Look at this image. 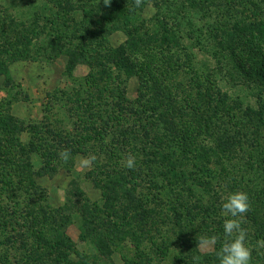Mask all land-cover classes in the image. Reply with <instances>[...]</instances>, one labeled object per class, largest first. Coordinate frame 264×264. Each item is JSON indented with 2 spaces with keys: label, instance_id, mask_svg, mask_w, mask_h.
Listing matches in <instances>:
<instances>
[{
  "label": "trees",
  "instance_id": "trees-1",
  "mask_svg": "<svg viewBox=\"0 0 264 264\" xmlns=\"http://www.w3.org/2000/svg\"><path fill=\"white\" fill-rule=\"evenodd\" d=\"M96 1L100 0L76 5L73 0H46L43 22L40 18L18 26L10 21L8 31L0 30L2 46L8 50L5 66L0 62V77L8 78L10 62L30 59V51L21 48L42 41L39 36L47 30L52 37L47 46L51 59L64 54L70 64L98 67L87 77L86 88L49 98L41 125L25 127L10 114L8 104L0 103V264L17 257L19 264H42L38 252L47 247L57 250L58 264H80L70 259L75 245L66 235L62 210L48 203L46 209H35L21 201L26 194L37 200L45 195L48 202L37 179L58 175L77 155L92 160L94 167L86 178L102 199L101 205H94L82 192L75 193L85 203L81 239L93 238L109 264H116L112 255L121 245L125 251L121 264H164L168 259L174 264H200L197 240L211 235L218 240L206 264H218L225 219L221 199L233 191L248 194L242 227L252 250L250 264L262 261L264 246L258 242H264V0H243L248 10L244 19L219 21L212 37H207L197 12L209 13L212 0H150L160 9L155 34L128 24L126 18L134 22L143 12L146 4L141 0V6L135 0H111L107 6ZM76 13L83 15L81 20ZM103 15L113 18L106 21ZM196 20L200 26L192 29L203 28V35L195 39L187 25ZM117 25L124 26L127 40L113 47L108 38ZM209 39L215 44L214 64L201 67L196 48L206 46ZM223 70L236 85L256 94V109L246 110L218 89L217 77ZM114 71L126 78L115 84ZM132 76L139 80L138 98L128 104L125 83ZM180 78L187 79L184 99L179 96L184 87ZM154 81H161L158 86L166 93H151ZM165 103L175 105L173 116L164 118ZM26 132L29 141L23 140ZM210 143L213 148L202 147ZM129 155L135 157L131 169L126 167ZM213 158L228 164L218 169ZM155 192L168 198L160 200L161 193L156 197Z\"/></svg>",
  "mask_w": 264,
  "mask_h": 264
},
{
  "label": "rangeland",
  "instance_id": "rangeland-1",
  "mask_svg": "<svg viewBox=\"0 0 264 264\" xmlns=\"http://www.w3.org/2000/svg\"><path fill=\"white\" fill-rule=\"evenodd\" d=\"M73 1L77 5L81 2L83 3L84 1V3H87L88 0ZM141 1L146 4L143 12L138 13L134 22L133 19L126 18L128 20V24L135 26L140 32L145 31L148 34H155L159 30L158 22L156 21L160 19H157L160 9L156 8L150 0ZM100 2L105 5L104 0L96 1L94 3L98 4ZM226 2H228V6H226ZM139 5L141 6L143 4ZM211 5L214 7L212 10H209V13L202 10L197 11L199 16H202L205 28L208 29L207 32L205 31L207 37H212L217 34L219 21L226 22L228 20L230 22H238L244 19L245 12L246 14L248 13V10L243 8V0H224V3L223 0H212ZM47 6L48 4L46 0H0V30L7 29L8 31L10 21L17 23L18 26L23 25L25 22L34 23L36 19L40 18L43 22V17H46L45 13L47 11ZM164 8L166 7L163 6L162 9ZM164 11L165 10H163V12ZM261 11L264 13V6L261 7ZM212 15L213 17L217 16V21L211 19ZM68 16L71 17L72 15ZM82 17L83 15L81 13L75 14V18L77 20H81ZM103 17L106 21L109 20V18H113L106 15H103ZM110 24L113 23L111 22ZM197 26H200V23L197 20L195 23L192 22L187 25V29L189 30L191 36L195 39L200 35H203V28L198 32L194 30ZM123 27V25H117L113 29L114 31L112 35L108 38L113 47L123 45L127 40V35L123 31ZM35 31L36 34H38L40 28H36ZM39 37H42L40 39L42 41H31L29 48H21L22 51H30V59L26 61L10 62L6 67L9 70L8 78L0 77V103L3 102L4 104H8V107L10 106V114L15 119L20 121V123H22L25 127H28L31 124L41 125L42 122L45 121V107H47L46 103L48 101L50 102V97L54 98L64 91L72 94L75 89L86 88L87 77L98 72V67L95 68L90 65V63L78 64V62H75L70 64L69 58L64 54L55 55L51 59L50 56H52L53 53H51L47 47L49 46V40L52 38L51 33L47 30L45 34L43 33ZM4 42L5 40L0 36V62H3L5 59L7 60L6 52L8 50H6V46H2V43ZM210 43L212 46L209 45ZM214 46V42L209 39L206 46L196 48L198 53V64L201 67H208L211 63L214 64ZM5 62L6 61L3 63L4 66ZM221 64L222 61H220V66ZM217 68L219 72L220 67ZM220 72L221 74L217 77L218 80L216 82V86L221 92L228 95L231 100H235L239 106H243L246 110L253 111L251 109H256L258 107L259 102L257 96L251 89L245 86L236 85V79H232L225 70ZM112 78V81L117 84L119 83L118 78L123 80L126 77L125 75H119L117 71H114L112 73ZM180 81L183 82L184 87L180 90L182 93L179 96L184 99V92L187 93V88L185 87L187 79L183 78ZM77 82L79 83L76 84ZM159 83H161V81H154V87H151V93L157 91L163 93L165 92L163 87L161 88L158 86L160 85ZM5 84H9V87L4 88ZM125 85L127 103L133 104L138 98L139 80L136 76H132V78L127 80ZM177 100L179 103L183 104L181 100ZM164 105V118H166L167 115L173 116L175 114V105L173 103H165ZM51 120L54 121L55 119L51 118ZM246 122H244V124H246ZM175 124L179 129L180 126H178V123ZM65 126L67 125L65 124ZM62 127L64 128V126ZM226 127L228 126L226 125ZM118 131H120V128L116 132ZM22 137L24 141H29L31 138L30 134L27 132L23 134ZM251 139L252 136H249V142ZM214 145V143H210L208 146L204 144L202 147L213 148ZM97 161L98 164H101L102 162V160ZM212 162L218 166V169H220L221 166L228 164V162L223 159L218 160L213 158ZM241 164L244 165V161H242ZM93 167L94 164L90 158L84 155H77L73 157V160H70L67 165H64L65 170L63 169L58 173V175L54 177L45 176L37 179L38 187L46 192V196L48 195V202L47 198L45 201V195L43 198L37 200L35 197H29L26 194H23L21 201L26 204H31L32 207L35 205V209H46L45 205L48 203V206L51 208L62 210V213L66 216V235L74 242L75 245L74 247L76 253L70 255V259L73 262L80 264H109V260H105L99 253L96 241L93 238L86 236L85 241H82L81 239V236L83 235L81 210L85 203L84 199L80 196H76L75 193L82 192L84 197H87L91 204H102L100 190L94 187L92 183L93 181L90 182V179L88 180V178H86V174L92 170ZM68 171L70 172L69 174ZM155 193L156 197H159L161 193L162 199L160 200L168 198L164 192ZM21 229L25 231L23 227H21ZM51 235L52 234L47 233L48 237ZM123 249L124 247L121 245L120 249L115 251L112 255V262L116 264L122 263V255L125 253V251H122ZM198 249L202 254L200 258L204 261V264H206V260L215 253L216 244L209 245L204 249L198 247ZM38 253L40 254L39 258L42 264H58V262H60L59 254L54 248L51 249L47 247ZM49 257L55 263L49 261ZM94 258L99 260L96 261ZM263 260L264 259H262V261ZM203 261L200 264H203ZM262 261H258L257 264H261ZM9 264H19V257L15 260L11 259ZM164 264H174V259H168L164 261Z\"/></svg>",
  "mask_w": 264,
  "mask_h": 264
},
{
  "label": "clouds",
  "instance_id": "clouds-1",
  "mask_svg": "<svg viewBox=\"0 0 264 264\" xmlns=\"http://www.w3.org/2000/svg\"><path fill=\"white\" fill-rule=\"evenodd\" d=\"M111 0H104L107 6ZM137 6L140 0H136ZM66 155V153H65ZM135 157L129 155L126 160V167L133 168ZM221 212L225 217L222 224L223 241L216 255L218 264H250L252 250L247 244V232L242 227L243 215L249 208V197L246 192H228L221 199ZM218 240L216 235L201 236L197 241V247L207 248L215 245ZM264 246V242H258ZM197 261L199 257L195 258Z\"/></svg>",
  "mask_w": 264,
  "mask_h": 264
}]
</instances>
